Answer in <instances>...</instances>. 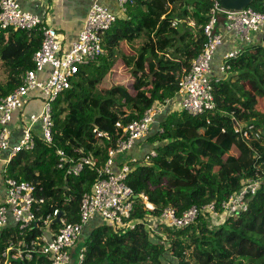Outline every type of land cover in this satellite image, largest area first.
Segmentation results:
<instances>
[{
  "label": "trees",
  "instance_id": "trees-1",
  "mask_svg": "<svg viewBox=\"0 0 264 264\" xmlns=\"http://www.w3.org/2000/svg\"><path fill=\"white\" fill-rule=\"evenodd\" d=\"M212 6L211 0H131L127 4L123 18L103 38L104 55L79 67L70 88L52 103L51 142L35 135L34 149L17 154L8 167L9 178L31 182L37 191L42 188L37 193L44 199L39 217L57 209L66 223L78 222L81 197L96 180L95 169L85 168L78 177L57 169V150L74 161L90 156L97 166L103 165L108 148L122 136L116 123L127 125L154 105L179 101V77L203 48L201 27ZM249 8L264 13V0H254ZM223 22L220 15L219 24ZM138 39L142 41L137 51L127 48V43ZM40 45L38 29L15 31L8 40L0 31V60L8 72L7 81L0 85V98L21 84ZM230 71V77L212 84L213 111L196 116L180 110L167 113L138 142L145 147L144 155L154 150L156 156L150 162L128 161L126 184L138 197L131 218L149 221L151 217L157 231L146 229L143 220L126 230L93 221L77 246L87 247L85 264H264V184L248 199L247 210L223 215L221 221L200 214L186 228L158 225L167 207L180 214L192 206L221 203L248 179H255V171L264 176V33L258 42L240 48ZM95 130L106 136L98 137ZM140 194L154 206L153 211L144 208ZM51 228L55 231L58 225L53 223ZM32 236H37L36 230L22 238L5 229L0 254L9 243L27 242ZM9 264H50V260L36 255Z\"/></svg>",
  "mask_w": 264,
  "mask_h": 264
},
{
  "label": "built area",
  "instance_id": "built-area-1",
  "mask_svg": "<svg viewBox=\"0 0 264 264\" xmlns=\"http://www.w3.org/2000/svg\"><path fill=\"white\" fill-rule=\"evenodd\" d=\"M131 0H115L119 15H124L126 6ZM208 20L201 27L204 45L198 56L192 61L188 70L183 69L178 81V106L191 116L213 111L215 103L212 95V84L232 75L230 62L237 58L240 48L225 52L217 66L218 76L213 77L212 66L218 49L223 44V33H227L240 43L251 44L252 34L264 33V13L251 8L239 12H225L220 9L218 0H211ZM224 22L219 24V16ZM119 16L102 5L101 0H93L83 23V27L70 47L62 50L57 33L44 25V15H37L21 8L20 0H0V31L7 34L15 31L30 32L38 29L41 33V45L32 57L33 68L26 71L21 84L9 95L0 98V236L9 228L18 237L32 236L27 242L9 243L0 254L2 264L10 261H30L36 255L49 257L50 264H85L87 247L79 246L83 232L95 221L115 230L134 229L143 219H132L135 195L126 184L130 171L128 164H122L114 171V159L118 154L131 150L150 132L151 126L162 113L165 105H154L147 109L138 121L123 125L116 123L121 131L114 147L107 150V161L100 166L93 157L83 156L77 161L66 156L62 150L56 151V168L65 175L78 177L85 168L95 169L96 180L89 192L85 193L79 203V221L66 223L60 218L58 228L54 231L51 225L58 216L59 210L39 217V209L44 199L37 196L31 182H18L7 176L12 159L21 152H29L35 147L34 128L39 129V138L50 143L52 140V103L57 97L70 88V81L79 67L97 61L104 55L103 38L117 21ZM175 23H173V26ZM49 67L48 77L40 79V74ZM37 91L42 100L38 114L21 115L18 120L20 135L14 141V117L22 111L30 94ZM250 128V127H249ZM96 131V130H95ZM163 130L160 128L159 132ZM240 129H236V132ZM98 137L106 136L96 131ZM247 136V132H243ZM156 156L154 150L144 155L143 162H150ZM132 161H136L133 159ZM255 179H248L243 188L229 196L221 203L210 202L201 207L192 206L177 214L176 209L165 208L158 218V225L172 229H182L191 225L200 214H205L213 222L221 221L223 215H234L247 210V201L257 192L264 182L262 173L255 171ZM144 208L153 211L154 206L144 194H140ZM149 216H146L148 218ZM149 217L143 220L146 229L157 231L156 223Z\"/></svg>",
  "mask_w": 264,
  "mask_h": 264
},
{
  "label": "crops",
  "instance_id": "crops-1",
  "mask_svg": "<svg viewBox=\"0 0 264 264\" xmlns=\"http://www.w3.org/2000/svg\"><path fill=\"white\" fill-rule=\"evenodd\" d=\"M93 0H20L21 8L24 11L37 14V15H44L43 23L55 30L57 33L59 42L61 44L62 50H66L70 47L71 43L76 39L77 35L81 31L83 27L84 20L87 15V11L91 5ZM102 5L106 6L110 11L116 13L119 16V19L123 18L124 15H119L115 0H101ZM223 44L218 49L217 54L215 56L212 71L213 77H217L218 70L217 66L220 64L222 55L229 51L232 48H243L248 43H240L236 41L227 33H223ZM13 35V32L3 34V38L8 40L10 36ZM259 34H252L251 40L254 42L259 41ZM141 39L136 40L131 44H126L127 48L132 51H137L141 45ZM4 71L1 72L2 70ZM0 74L8 79V72L3 67V63L0 60ZM49 67H46L44 71L40 74V79L45 80L48 77ZM42 108V100L41 97L38 95L37 91H33L30 94V98L25 102L22 111L17 113L14 117V141L20 135V129L18 128V120L21 115L28 116L30 114H38ZM179 110L178 106V99H173L170 104L163 108L162 113L157 117L156 121L162 120L167 113L171 111ZM39 129L36 126L34 128V135L39 137ZM144 142V141H143ZM140 143H136L134 147L123 153L119 154L122 156L121 159L115 162L114 171H117L122 164L131 161L132 159H141L143 158L145 152L143 149V143L138 146ZM130 154V155H128ZM118 155V156H119ZM91 225H88L87 228H90ZM86 228V229H87Z\"/></svg>",
  "mask_w": 264,
  "mask_h": 264
},
{
  "label": "water",
  "instance_id": "water-1",
  "mask_svg": "<svg viewBox=\"0 0 264 264\" xmlns=\"http://www.w3.org/2000/svg\"><path fill=\"white\" fill-rule=\"evenodd\" d=\"M219 6L222 11L225 12H239L249 7L254 0H218ZM152 76L149 77L151 80ZM135 199L138 197L135 196ZM63 217V212H59L58 216L54 219V223H60V218Z\"/></svg>",
  "mask_w": 264,
  "mask_h": 264
},
{
  "label": "rangeland",
  "instance_id": "rangeland-1",
  "mask_svg": "<svg viewBox=\"0 0 264 264\" xmlns=\"http://www.w3.org/2000/svg\"><path fill=\"white\" fill-rule=\"evenodd\" d=\"M258 42V41H257ZM253 43H255V42H253ZM2 70V69H1ZM0 70V71H1ZM1 72H3L4 73V71L2 70ZM6 77L5 76H2L1 74H0V85H2V84H4L6 81ZM260 104L262 105L263 103H262V101L260 100ZM142 140H144V139H142ZM146 140V139H145ZM147 141V140H146ZM141 144H138V146H140ZM142 146V145H141ZM119 155V154H118ZM116 156L115 157V162L116 161H118V159H121L122 158V156L121 155H119V156ZM128 155H130V154H128ZM143 160V159H142ZM264 177V176H263ZM263 182H264V179H263ZM228 264H231V262H229Z\"/></svg>",
  "mask_w": 264,
  "mask_h": 264
},
{
  "label": "clouds",
  "instance_id": "clouds-1",
  "mask_svg": "<svg viewBox=\"0 0 264 264\" xmlns=\"http://www.w3.org/2000/svg\"><path fill=\"white\" fill-rule=\"evenodd\" d=\"M171 102H172V101H171ZM171 102H170V103H171ZM170 103H169V104H170ZM132 160H133V159H132ZM133 162H134V161H133ZM125 164H128V162H127V163H125ZM135 200H136V199H135Z\"/></svg>",
  "mask_w": 264,
  "mask_h": 264
}]
</instances>
